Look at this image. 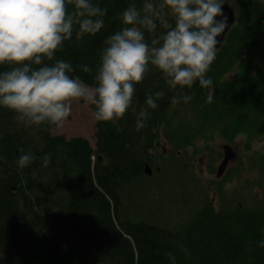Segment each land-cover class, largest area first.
Masks as SVG:
<instances>
[{"label": "trees", "instance_id": "obj_1", "mask_svg": "<svg viewBox=\"0 0 264 264\" xmlns=\"http://www.w3.org/2000/svg\"><path fill=\"white\" fill-rule=\"evenodd\" d=\"M249 1L236 0L247 10L217 52L219 65L211 66L207 74L214 75L218 85L212 103L206 102L198 81L190 90L171 89L152 68L135 86L137 111L144 107L147 93H164L158 109L150 110L147 127L135 129L131 109L116 122L96 121L95 149L84 138L53 136L47 125L19 126L15 113L0 107V264H264V248L259 246L264 241V151L252 146L264 139V20L254 13L255 2ZM98 2L107 9L101 32L83 42L73 37L56 54L57 59L72 63L71 75H79L89 85L94 83L104 40L122 27L120 14L130 3L142 6L143 0ZM166 19L174 23L170 15ZM164 32L158 23L155 35ZM145 35L150 42L152 34ZM81 65L91 66L93 72L84 73ZM235 66L233 79L217 84ZM8 67L0 66V71ZM181 94L193 95L190 104L200 111L199 119L195 125L180 120L169 141L179 149L202 141L205 146L197 151L211 153L215 135L227 143L245 137L246 164L259 170L260 196L250 193L252 204L241 206L232 199L231 205L220 209L206 202L178 231L122 221L117 217L121 193L151 163L160 145L164 116L173 98ZM215 115L218 123L211 120ZM21 148L38 157L24 169L16 164ZM46 153L52 154V161L43 167L39 158ZM243 163L229 175L251 189L242 177ZM210 168L213 172V165ZM218 187L223 194L222 183Z\"/></svg>", "mask_w": 264, "mask_h": 264}, {"label": "clouds", "instance_id": "obj_2", "mask_svg": "<svg viewBox=\"0 0 264 264\" xmlns=\"http://www.w3.org/2000/svg\"><path fill=\"white\" fill-rule=\"evenodd\" d=\"M225 0H143L120 14L122 27L108 35L89 85L68 60L56 54L66 42H83L105 27L107 9L98 0H0V107L15 113L19 126L47 125L50 132L62 129L74 102L94 106L98 122H116L131 109L135 129L147 127L151 111L158 109L163 92L147 93L137 111L136 85L157 69L171 89H192L198 81L212 103L215 86L207 74L216 60L226 28ZM174 19V23L166 19ZM222 17V19H217ZM158 23L165 32L156 36ZM145 33L152 34L149 42ZM84 73L93 72L81 65ZM192 94L173 98V104L189 103ZM38 157L20 149L18 168L29 167ZM48 167L52 154L40 157ZM264 248V241L259 242Z\"/></svg>", "mask_w": 264, "mask_h": 264}, {"label": "rangeland", "instance_id": "obj_3", "mask_svg": "<svg viewBox=\"0 0 264 264\" xmlns=\"http://www.w3.org/2000/svg\"><path fill=\"white\" fill-rule=\"evenodd\" d=\"M228 1L236 12V21L233 26L235 28L241 23V14L247 8L243 6L242 2L237 4L236 0ZM249 2H255V8H258V11H254V13L260 15L264 20V0H250ZM224 45L223 42L219 50H222ZM242 45L246 44L242 43ZM218 65L219 63L215 60L212 67ZM237 70V66H235L227 71L224 77L219 78L217 84L223 81L230 82ZM210 77L213 79V83H216L214 75ZM214 86L217 90L218 85ZM207 92L208 90L204 89L206 95ZM196 101L200 103L201 98L198 96ZM190 103H184L181 100L179 103L173 104L164 116L163 126L160 130V145L151 155L150 164L153 174L147 176L143 171L142 176L122 191L121 207L117 213V217L122 221L146 223L158 228L178 231L190 223L193 215L206 202L212 203L215 209H220L225 205H231L232 199H236L241 206L242 204H252L253 199L248 196L250 193H255L257 197L260 196L259 170L254 166L251 170L249 164H246L248 154L244 151L245 137L238 136L232 143H227L215 135L213 136L214 140L210 141V145L214 149L211 153L197 151V147L199 149L205 146L202 141H198L196 146L182 149L169 141L174 133H177L176 128L180 120L189 121L195 125L196 120L199 119L200 111L191 108ZM92 112V106L86 105L82 101L74 102L72 113L65 126L52 131V135L64 136L67 140L84 138L95 149L96 121L92 117ZM211 120L218 123V115L212 116ZM225 144L233 147L235 155L229 162L225 174L217 179L216 173L224 158L222 147ZM252 146L255 150L264 151V139L255 140ZM243 159H245V163H243ZM93 161H95L94 158ZM241 162L246 170L242 173V177L251 184V189L243 187L242 180L229 175L239 167ZM212 165L213 172L210 168ZM218 183H222L221 193L223 194H220Z\"/></svg>", "mask_w": 264, "mask_h": 264}, {"label": "water", "instance_id": "obj_4", "mask_svg": "<svg viewBox=\"0 0 264 264\" xmlns=\"http://www.w3.org/2000/svg\"><path fill=\"white\" fill-rule=\"evenodd\" d=\"M223 13L224 15L227 17V24L228 27L226 28L225 32L217 37V39L220 41L219 45H218V50L220 45L222 44V42L224 41V39L226 38L227 34L229 33V31L232 29V27L235 25V21H236V13L234 8L229 4L228 1H226L223 5ZM217 19H222V17H217ZM223 152H224V158L221 162V164L219 165L218 169H217V173H216V177L218 179H220L226 172L229 162L231 161V159L234 157V150L233 147L229 144H225L223 145ZM100 160L102 161V158H100ZM144 173L147 176H152L153 174V170L151 168V166L149 164H146L144 167Z\"/></svg>", "mask_w": 264, "mask_h": 264}, {"label": "bare ground", "instance_id": "obj_5", "mask_svg": "<svg viewBox=\"0 0 264 264\" xmlns=\"http://www.w3.org/2000/svg\"><path fill=\"white\" fill-rule=\"evenodd\" d=\"M95 159V158H94ZM101 161V160H100ZM102 161H103V159H102ZM92 170L94 169V166H92V168H91ZM121 207V206H120Z\"/></svg>", "mask_w": 264, "mask_h": 264}]
</instances>
